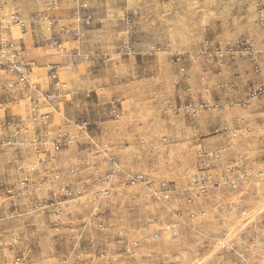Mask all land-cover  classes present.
Listing matches in <instances>:
<instances>
[{
  "label": "rangeland",
  "instance_id": "374dc122",
  "mask_svg": "<svg viewBox=\"0 0 264 264\" xmlns=\"http://www.w3.org/2000/svg\"><path fill=\"white\" fill-rule=\"evenodd\" d=\"M261 1L0 0V44L28 77L0 64V264H264V93L244 107L264 85ZM206 153L241 169L237 195L189 193ZM56 172L83 197L66 203Z\"/></svg>",
  "mask_w": 264,
  "mask_h": 264
},
{
  "label": "built area",
  "instance_id": "2783aa9c",
  "mask_svg": "<svg viewBox=\"0 0 264 264\" xmlns=\"http://www.w3.org/2000/svg\"><path fill=\"white\" fill-rule=\"evenodd\" d=\"M257 8L258 11L260 13V17L259 20L261 23L264 22V0L261 1L260 3L257 4ZM14 20V19H13ZM19 25L21 27L24 26V23L22 21H20ZM62 31H64V27L61 28ZM67 33H69V31H67ZM244 47V51L248 54H253L252 53V44L249 43L248 41H246L245 43H239L238 44V48L239 47ZM215 54L218 58H223L224 57V53L222 51L221 48L217 47L215 48ZM256 56L258 57V55L256 54ZM256 56L253 58L254 61H256ZM23 57V53L17 48V46L11 42H3L0 44V61H4L6 63H2L0 62L1 65H4L5 67H8L9 71L11 73H15V77H16V81H15V86H24L27 81H28V77L26 75V68L24 66V63H21V58ZM256 64V70L259 72V66ZM61 67L57 66L55 67V65L50 67V71H54L56 73H52L51 75H53L54 79H57V77L59 76V69ZM56 83L54 84L55 87L56 86H60V80H55ZM13 87V85H12ZM62 88V86H61ZM61 89L58 88L57 89V93L52 94L51 96H49L47 99L49 101L54 100L55 98L57 99L58 97H61ZM251 94H249L248 96V100L246 103H244V107H246L252 100L256 99L258 96L257 93H264V85L257 83L254 84L251 87ZM263 95V94H262ZM46 99V100H47ZM192 106H186L184 109L185 113H188L191 110ZM203 108V106H201L199 109L196 108V111L194 113H196L197 111L201 110ZM195 110V109H194ZM33 113H37V108H34ZM35 115V114H34ZM38 119L41 120H48L50 119V114L45 113V114H39L38 118H34L35 121H38ZM238 135L237 133H233L232 137L233 139L236 138ZM68 144H71L72 141L68 140L67 141ZM17 145V144H15ZM201 148V147H200ZM62 149H64V144L63 143H56L54 145V149L52 154L50 155V159L52 161H56L58 160V155L62 152ZM200 151L198 150V156ZM41 155V154H40ZM106 157H108V154L106 155ZM203 157V159H202ZM217 157L219 158L217 153H206L204 156H201V163L199 164V166H196L195 168H192L189 170L190 173H192V176L190 178V188L189 193H192L193 196L197 197H206V196H210L211 194L213 195H220L223 192H226L227 194L231 195H237L238 190H240V188L243 186L242 184H244V181L246 179V176L241 173V169L239 167H237L236 165L232 164L231 162L229 164H227L223 170L221 172L218 173V167L216 166V159ZM114 159H109L108 160V164L112 165L115 170L112 173L108 174V178H114L115 175L117 173H120L122 169H120V167L116 164H114ZM239 161L241 159H238ZM50 173V172H48ZM76 172L73 169V167L71 169H69V175H74ZM98 174V173H97ZM78 175L80 178H82V173H76L74 176ZM77 177V176H76ZM44 177L43 175L40 176V180H43ZM55 179H58L61 182V188H59L63 193H64V197L67 199L66 203L70 202V201H75L78 200L80 198L83 197V188L81 187H77L76 182H73L72 179H70V177L67 176L66 173H55ZM99 179V177H98ZM143 180L142 176H133L129 179V183L131 185H134L136 182H140ZM128 183V184H129ZM25 186H27L26 184L20 185L17 188H12V189H7V194L11 197V199L13 200H17L20 199L22 197H24L25 194H27L26 188ZM77 187V188H76ZM34 188H36L37 190H40V187L35 186ZM161 191L167 193L165 195V197L167 199H169L171 196L168 195V193L170 194L172 190V186L169 185L168 183H161ZM105 193V191H102ZM97 195V193H96ZM98 196V195H97ZM232 197V196H231ZM230 197V198H231ZM229 198V199H230ZM186 202L190 205H192L194 203V198H188L186 200ZM63 202H52V203H47L44 205L38 204L37 206H35L34 209L36 210H54L56 211L58 214H60V212H62L65 208V204L63 207ZM231 206V210L232 213L236 212L238 215L241 216H246V212H242L240 213V209L238 208L237 205H230ZM59 216V215H58ZM17 264H27V262L24 260H19Z\"/></svg>",
  "mask_w": 264,
  "mask_h": 264
}]
</instances>
